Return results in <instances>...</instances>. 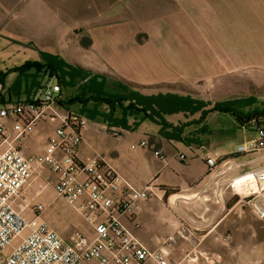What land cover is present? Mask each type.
Segmentation results:
<instances>
[{"label": "crops", "instance_id": "1", "mask_svg": "<svg viewBox=\"0 0 264 264\" xmlns=\"http://www.w3.org/2000/svg\"><path fill=\"white\" fill-rule=\"evenodd\" d=\"M79 10L92 13L80 19L75 16ZM71 16L79 26L71 22ZM78 28L81 33L75 35ZM82 38L87 39L85 46L80 45ZM65 41L71 46H65ZM182 50L202 58L198 77L176 72L181 67ZM42 54L60 55L70 65L102 75L105 93L119 79L145 88L211 81L223 74L218 70L235 67L233 54H241L240 68L264 69V0H0V95L4 96L0 109L40 95L41 91L20 80L15 69L27 61L44 63ZM41 82L43 85L45 79ZM80 93L79 85L64 86L61 99L67 101ZM60 109L88 120L79 148L81 160L101 159L137 189L157 180L159 198L141 205L136 214L138 227L124 220L148 249L164 250L168 238L176 236V246L167 249L175 263L190 264L186 256L192 251L199 254L194 264H210L208 257H214L215 264L264 263V221L248 206L237 204L229 191L218 201L219 178L207 176L209 158L222 159L223 168L234 153L212 145L214 136L206 137L201 146H186L163 139L159 127L151 122L148 133H139L148 121L131 132L109 129L101 118L81 115L78 107ZM4 123L10 139L0 147V155L10 147L22 149L27 156L43 154L61 126L59 120L41 122L32 135L17 141L15 119ZM143 141L148 142V148H132ZM245 166H235L229 175L253 170ZM43 170L30 180L28 193L31 187L42 186L39 178ZM55 181L56 176L54 193ZM51 197L45 194L39 200L51 206Z\"/></svg>", "mask_w": 264, "mask_h": 264}, {"label": "built area", "instance_id": "2", "mask_svg": "<svg viewBox=\"0 0 264 264\" xmlns=\"http://www.w3.org/2000/svg\"><path fill=\"white\" fill-rule=\"evenodd\" d=\"M61 91L59 83L50 82L32 101L0 109V147L10 139L4 123L8 118L15 119L17 141L32 135L41 122L59 120L61 124L43 154L27 156L22 149L10 147L0 155V264H182L173 262L167 251L176 246V236L168 238L164 250L151 251L124 224L125 220L138 227L136 214L141 205L159 198L157 180L137 189L101 159L81 160L79 148L88 120L60 109ZM114 134L119 137L117 132ZM137 147L148 148L149 144L143 141L132 146ZM260 152H264V127L257 130L256 138L249 144L236 150L244 155ZM154 153L163 158L161 152ZM221 160H207V176L219 178L218 201L224 191H229L238 198L237 204L248 206L264 221V165L229 175L237 164L229 159L221 168ZM46 168L56 176V196L91 225L93 237L77 233L68 242L43 218L48 206L39 200L40 194L28 193L27 186L36 172ZM16 241L13 249L7 251ZM198 259V252L186 256L190 264ZM206 261L216 263L214 257Z\"/></svg>", "mask_w": 264, "mask_h": 264}, {"label": "trees", "instance_id": "3", "mask_svg": "<svg viewBox=\"0 0 264 264\" xmlns=\"http://www.w3.org/2000/svg\"><path fill=\"white\" fill-rule=\"evenodd\" d=\"M42 55L44 63L27 61L15 69L20 80L39 91L54 79L61 87L79 85L80 94L67 101L61 99L58 105L66 110L78 107L81 115L87 113L90 119L101 118L109 129L118 127L133 132L149 121L159 127L158 134L163 139L201 146L212 135L207 121L214 113L230 115L241 129L248 127L257 133L264 127V106H256L257 100L253 97L213 103L171 92L145 94L143 90L147 88L120 79L114 83L118 93L110 94L104 92L106 78L102 75L70 65L58 55ZM0 76L3 77L1 73ZM41 79H45L43 85ZM1 103H4L2 94ZM175 114L183 115L185 120L172 122L168 116Z\"/></svg>", "mask_w": 264, "mask_h": 264}, {"label": "rangeland", "instance_id": "4", "mask_svg": "<svg viewBox=\"0 0 264 264\" xmlns=\"http://www.w3.org/2000/svg\"><path fill=\"white\" fill-rule=\"evenodd\" d=\"M77 6H73L75 8ZM80 7V6H79ZM90 7V6H89ZM85 8V7H84ZM96 9V7H93ZM86 9V8H85ZM97 10V9H96ZM92 13L91 10L87 12H83L79 10L76 13L77 18H82L83 16H90ZM71 22L74 25L79 26L80 22L71 16ZM79 22V23H78ZM81 31L76 29L74 34H80ZM141 37H144L141 35ZM24 39H27L26 37ZM62 39V38H61ZM87 43V39H80V45L85 46ZM51 49H53V44ZM64 45L71 46V42L65 41ZM63 45V46H64ZM60 47V46H59ZM63 53V52H62ZM182 60L179 61L181 67L176 69L182 71V74L188 76L189 78L199 76L200 69L197 65L204 64L202 62V58H198L197 55L193 53H189L187 51L179 52ZM223 55V54H222ZM218 54L219 57H223ZM60 56V55H59ZM62 57V56H61ZM241 54H233V67L232 69H222L218 70V73L223 72L219 77L211 80V81H200L199 83L193 85H184L178 84L174 86H157L155 88H147L143 90L145 94H156L159 92H172V93H180L181 95H191L197 99H203L210 102H221V101H232V100H241L247 98H255L257 100L256 106L263 107L264 106V69H258L257 67L250 68H240L241 67ZM21 59L18 60L20 63ZM238 65V66H237ZM225 72V75H224ZM111 90H107V92H113L115 94L117 88L115 85L110 88ZM168 118L172 122H178L179 120H185V117L181 114H175L172 116H168ZM187 119V118H186ZM188 120V119H187ZM191 120V119H189ZM208 126L214 132L213 140L214 146H217L218 149H223L228 152H234L232 155H229L228 159H233L235 163L238 165L241 163H245V168L255 169L262 165H264V152H260L257 154H237L236 150L240 145H247L251 140L256 138V132L252 128H246L243 131L238 125L235 124L232 117L228 114L214 113L209 115V119L207 121ZM148 126L151 127L152 124L145 122L141 127L139 133L144 134L148 133ZM153 127V126H152ZM110 133V132H109ZM216 141V142H215ZM207 144V141H205ZM237 174V173H235ZM40 181L42 186H38L35 188H30V194L36 195L40 194L41 190H43L42 195L39 196L41 198L43 195L52 196L50 201H52L51 206H49L47 211L43 214L45 220L63 237L64 240L68 242H72L77 233H82L85 236L93 237L94 235L93 229L91 225L83 218L81 215L77 213V211L66 203L62 198H58L56 194L53 192V181L55 180L54 173L46 168L41 172ZM47 188L44 189V187ZM264 234V228H263ZM18 243L16 241L13 246L8 248L7 251H11L13 247ZM240 264H256V261H244L239 262ZM153 264V263H149ZM264 264V263H263Z\"/></svg>", "mask_w": 264, "mask_h": 264}, {"label": "bare ground", "instance_id": "5", "mask_svg": "<svg viewBox=\"0 0 264 264\" xmlns=\"http://www.w3.org/2000/svg\"><path fill=\"white\" fill-rule=\"evenodd\" d=\"M253 186H255V184H253ZM240 188H241V187H239V188H238V189H239V191H240ZM235 198H236V197H235ZM237 199H238V198H237Z\"/></svg>", "mask_w": 264, "mask_h": 264}]
</instances>
